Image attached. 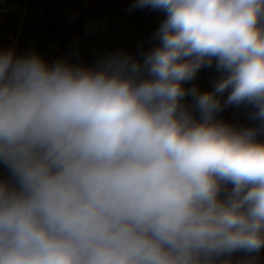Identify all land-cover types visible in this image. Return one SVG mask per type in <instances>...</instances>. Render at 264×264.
I'll list each match as a JSON object with an SVG mask.
<instances>
[{
    "label": "clouds",
    "instance_id": "clouds-1",
    "mask_svg": "<svg viewBox=\"0 0 264 264\" xmlns=\"http://www.w3.org/2000/svg\"><path fill=\"white\" fill-rule=\"evenodd\" d=\"M163 10L143 64L0 52V264H216L264 248V0H135ZM212 92L185 82L201 67ZM191 94L196 122L182 104ZM231 184L229 190L226 186ZM223 194V198H222Z\"/></svg>",
    "mask_w": 264,
    "mask_h": 264
},
{
    "label": "crops",
    "instance_id": "crops-1",
    "mask_svg": "<svg viewBox=\"0 0 264 264\" xmlns=\"http://www.w3.org/2000/svg\"><path fill=\"white\" fill-rule=\"evenodd\" d=\"M35 2L41 10V18L28 22L27 35L20 50L24 56L38 55L50 66L62 58H71L76 65H84L94 53L101 55L103 63L118 52L143 64L146 54L160 46L155 33L166 19V12L151 7L134 8L135 0ZM11 21L12 14H0V52L10 50L8 36ZM217 72L215 59L211 67H201L195 77V88L199 93L214 90ZM201 80L204 81L200 83ZM191 81L183 83L185 89H191ZM218 97L222 96L219 94ZM191 103H194V108ZM182 104L191 115L200 114L190 94L183 98ZM237 110L238 105H223L217 113L220 115L215 116L228 122ZM221 113H225L224 116ZM258 142L264 143V138ZM0 180L15 183L8 167L2 162ZM224 264H264V248L259 253L235 252L226 257Z\"/></svg>",
    "mask_w": 264,
    "mask_h": 264
},
{
    "label": "built area",
    "instance_id": "built-area-1",
    "mask_svg": "<svg viewBox=\"0 0 264 264\" xmlns=\"http://www.w3.org/2000/svg\"><path fill=\"white\" fill-rule=\"evenodd\" d=\"M12 14V21L10 24L9 48L14 53V58L24 56L21 53V45L27 35V25L30 20L38 21L41 18V10L35 0H0V14ZM167 18V13H165ZM66 63L76 65L71 58L60 59ZM102 65V58L99 53H94L90 60L80 66L88 68H99ZM221 105L226 101L223 97H218ZM255 109L249 104L238 105L236 114L229 119L228 122H223L219 117L215 116L216 121H221L224 124L230 125L236 130H243L247 128L257 129V142L264 138V127H261V121L254 118ZM196 122H201V116L192 115ZM229 190L232 185L226 186ZM226 256L220 257L216 264H224Z\"/></svg>",
    "mask_w": 264,
    "mask_h": 264
},
{
    "label": "rangeland",
    "instance_id": "rangeland-1",
    "mask_svg": "<svg viewBox=\"0 0 264 264\" xmlns=\"http://www.w3.org/2000/svg\"><path fill=\"white\" fill-rule=\"evenodd\" d=\"M218 74L216 75V80H220L221 78H223V76L224 75H226L223 71H218L217 72ZM195 80L196 79H194V80H192L190 83H191V85H190V88H193V87H195ZM204 80H201V82L200 83H202ZM217 81V82H218ZM183 87H184V85H183ZM210 88V87H209ZM210 92V91H209ZM229 92H230V90H228V91H225L224 92V96H222L223 98H225V97H227L228 96V94H229ZM192 95L190 94V97H191ZM226 100H227V98H226ZM190 106L191 107H193L194 108V103H191L190 104ZM195 116V115H194Z\"/></svg>",
    "mask_w": 264,
    "mask_h": 264
},
{
    "label": "trees",
    "instance_id": "trees-1",
    "mask_svg": "<svg viewBox=\"0 0 264 264\" xmlns=\"http://www.w3.org/2000/svg\"><path fill=\"white\" fill-rule=\"evenodd\" d=\"M217 81H218V80H217ZM220 95H221V96H224V93H223V94H220ZM226 98H227V97H225V99H226ZM224 114H225V113H221V115H223V116H224ZM217 115H218V114H217ZM219 115H220V113H219ZM219 115H218V116H219ZM219 118H220V117H219ZM227 121H228V120H227Z\"/></svg>",
    "mask_w": 264,
    "mask_h": 264
}]
</instances>
